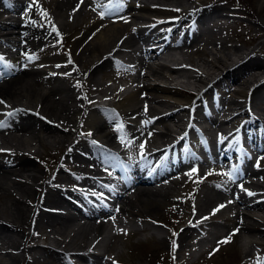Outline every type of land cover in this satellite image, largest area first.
Returning <instances> with one entry per match:
<instances>
[{"label":"bare ground","instance_id":"6f19581e","mask_svg":"<svg viewBox=\"0 0 264 264\" xmlns=\"http://www.w3.org/2000/svg\"><path fill=\"white\" fill-rule=\"evenodd\" d=\"M16 1L12 12L17 18L9 15V21L0 20V44L3 46L0 49L19 55L14 57L12 67L5 69L8 74L0 77V101H3L0 103V115H6L0 124V147L3 148L0 150V256L4 259L0 264H48L43 263L44 251L33 254L39 250L34 241L46 239V236L60 251L76 255L88 264H111L104 260L112 251L119 252L120 246L114 235L107 237V243H102V240L113 225L116 212L126 215L124 220L121 219L123 225L138 231L148 230V239L155 238L170 248V236L154 229L156 226L149 223L148 218L140 226H136L132 219L138 217V210L153 212L165 203L180 214L169 220L168 227V230L176 232L173 244L176 258L184 253L183 261L178 264L196 262L195 242L188 247L186 244L195 233L198 238L196 247L199 248L205 243L223 240L233 229L237 234L231 236L238 242L245 264H257L258 259L263 262L264 170H248L247 180L240 185L229 182L231 180L221 183L206 181L200 182L197 188L193 185L184 189L203 164L206 167L216 163V158L211 152L206 162V158H196L193 163L167 158L161 164L173 169L183 168L181 177L169 180L164 176L158 179V184H154L151 178V185L136 187L130 184L118 192V182L105 174L107 165L103 163L108 160L103 155H109V151L103 154L97 151L93 159L75 148L85 146L75 136L76 131H81L102 138L104 145L115 146L119 152L127 148L128 140L135 144L139 141L144 148L155 147L145 157L157 158L172 147L169 139L177 142L188 139L185 134L190 121L199 120L190 110L193 107L198 113L201 110L197 104L191 103V99L184 97V89L190 86L198 88L200 83L207 85L212 76L213 79L218 77V84L225 77L232 79L233 87L223 84L217 99L226 103L225 96L230 94L223 114L237 111L227 121L231 123L239 117L248 118L240 129L254 121L251 103L264 92V80L259 78L264 71V58L254 57L252 60L248 57L236 65V58L241 61L251 56L243 50L247 44L242 47L241 37L236 46L213 35L218 34V30L223 35V31L232 29L236 23L235 13L239 11L236 9L239 8L235 9L221 0H211L213 4L204 0H172L177 4L176 8L157 6L161 0H112V4L106 7L97 0H56L52 17L43 18L34 0ZM255 4L250 5V11L243 8L239 11L243 17L250 18L244 17L245 20L239 24L246 28L251 40L261 36L264 29V0H255ZM5 10L0 7V14ZM102 12H111V15L102 19ZM153 13H164L166 17L148 20L155 15ZM196 15L217 21H214L212 29L204 28L200 35H195L190 43L174 46L164 43L163 53L144 47L149 38L140 33L139 21H152L150 37H159L156 33L158 26L169 24L177 32L181 24H186L184 21ZM190 31L191 28L185 29V32ZM174 50H180L182 58L175 57ZM160 54H164L166 60H174L178 66L167 68L165 64H154ZM191 54H198L197 59H193ZM117 57L124 63H132L134 71L133 78L128 79L131 88L120 98H115V94L123 86L103 80L118 77L110 73ZM165 69L171 75L165 74ZM74 77H81V82H75ZM153 79H165L170 83H149ZM212 85L216 86V82ZM248 86H253L250 94L243 92ZM101 96L112 100L109 112L93 102ZM13 117L17 118L12 120ZM165 117L169 123L164 124L163 131L146 125L148 119L156 122ZM138 120L144 123L138 124ZM212 122L215 125L211 123L210 129H221L224 123L227 124L217 119ZM110 124H114V129H109ZM123 128L128 133L117 132ZM202 129L208 131L206 127ZM259 133L257 137L263 140V130ZM88 144L93 149L101 147ZM44 148L50 149L48 154L52 162L60 160V168L51 173H46L38 164ZM231 149L233 152L239 150L237 140ZM258 156L264 160L263 152ZM63 163L70 164L72 174L63 171ZM155 173L162 176L161 169ZM221 175L218 172V176ZM103 181L110 185L104 186ZM97 190L108 194L111 199L102 198ZM184 192L186 194L181 196ZM65 194L80 198L86 205L96 202L94 205L98 211L84 212L73 199L66 196V202L63 201ZM218 205L225 206L214 212ZM184 208L188 210L181 215ZM198 218L204 220L197 223ZM100 245L105 246L103 252L93 253L92 249ZM206 255V251L201 254ZM238 262L241 264L240 260ZM60 264L68 263L61 260Z\"/></svg>","mask_w":264,"mask_h":264},{"label":"rangeland","instance_id":"374dc122","mask_svg":"<svg viewBox=\"0 0 264 264\" xmlns=\"http://www.w3.org/2000/svg\"><path fill=\"white\" fill-rule=\"evenodd\" d=\"M206 3L210 0H204ZM235 7H238L239 9H237V11L241 10V8H243L244 11H250V5H256L255 4V0H234ZM237 2H240L243 5H236ZM40 3V10L41 12L44 13L43 16H46V14L49 16H51L53 14L54 11V6L56 4V0H39ZM235 13V26L232 30L230 31H226L224 32L225 34L222 35V33H218V34H214L215 37H219L222 39H227L229 43H231L232 45H238L239 39L241 41L242 47L244 46V43L247 44L246 47L243 48L244 51L247 52H253L255 51V55L258 57H264V29H263V34L259 37H257V39H253L251 40L249 38V34L248 32H245L246 28L244 26H241L239 23L240 21H244L245 18L247 16L243 17V14L241 13ZM248 19H250L249 17H247ZM239 36H238V35ZM256 40V41H255ZM260 43V44H259ZM257 48H256V47ZM241 47V46H238ZM254 47V48H253ZM254 49V50H253ZM253 50V51H252ZM198 55V54H197ZM197 55L196 54H191V57H194L193 59H197ZM210 58H212L211 55H208ZM215 64H217L215 62ZM118 67H113L112 71L117 70ZM103 80L105 81V83H109L111 79L109 78H103ZM125 81L121 80L120 83H124ZM161 83H164L162 81H158ZM168 84V83H167ZM162 122H166L168 121L167 119H162ZM160 127V126H158ZM79 132V131H78ZM77 131L75 132L78 133ZM80 138H81V132L78 133ZM45 152H43L41 154V162L44 163V161H42L44 158L47 159L49 162H51V159L49 157H46L49 153L50 149L44 148ZM42 166V165H41ZM69 166V173H72V171L70 170V165ZM67 166V167H68ZM57 166L54 168L56 169ZM44 169V168H43ZM66 170V169H65ZM68 170V169H67ZM198 175H202V174H198ZM204 176V175H203ZM189 185V184H188ZM187 186L185 185L184 189H186ZM184 195V193H183ZM182 196V195H181ZM165 203L164 205H160L159 208L153 212H139L137 211L138 217L137 218H132L135 225L136 226H140L141 224H144L142 222H144V220H146V218H148V222L151 224L154 221H158V224L156 226H162L163 228L160 227H153L154 229H160L162 230L165 234H168L170 236L171 231L172 230H168V227H170V221L171 218H174L175 215L178 216L180 214H176L174 211H172V209H169ZM188 209L184 208L183 210H181V215H183ZM132 211V210H131ZM130 211V212H131ZM147 216V217H146ZM126 218V215L123 213L121 216V219L124 220ZM129 222V221H128ZM149 223H147L148 225H150ZM167 226V231H165V228ZM125 229H130L131 232H133V227H127ZM149 234L148 230H144V231H140L137 232L136 234H131L129 236H122V237H118L116 242L118 244V246H120V251L119 252H114L112 251L110 255H113V260L116 261L117 264H177V261L180 259L179 258H175L176 253L174 252V250L169 249L166 246V243H160L159 241H157V239H153V240H142L146 235ZM47 239L46 241H42V240H38L40 243H43L47 246V244H50V238L48 236H46ZM144 241V242H143ZM191 241V240H190ZM33 242V240H32ZM37 242V241H34ZM187 243L188 240H187ZM237 241L235 240L233 243L228 244L226 243L227 246L223 247L221 246V252L219 254H216L211 260H207V259H202L199 261V263L196 264H235L238 263V261L240 259L243 258V254H241L242 252L239 250H237ZM38 253H42L41 250H37ZM45 254L46 257L43 261V263H48V264H58L57 261H55L57 259V256L52 257V255L49 253V250L46 251L45 249ZM51 252V251H50ZM171 253L170 257L168 253ZM180 255L183 257L182 253H180ZM3 257L0 256V261H3ZM72 261H76L77 264H81V262L79 261V258L77 257H73L71 258ZM111 263V262H110ZM112 264V263H111Z\"/></svg>","mask_w":264,"mask_h":264},{"label":"snow or ice","instance_id":"6c2138e0","mask_svg":"<svg viewBox=\"0 0 264 264\" xmlns=\"http://www.w3.org/2000/svg\"><path fill=\"white\" fill-rule=\"evenodd\" d=\"M106 15H111V12H102L101 13V18L103 19ZM54 31H56V29H53ZM3 61V57H0V62H2ZM69 63H71V61H69ZM57 67H59V65L57 66ZM0 75H2V73H0ZM0 103H3V101H0ZM9 115H11V113H9ZM186 135V134H185ZM183 138V137H182ZM93 143H97V142H95V141H93ZM131 144H132V141L131 140H128L127 141V146H131ZM140 148L141 149H143L144 148V144L143 143H141L140 144ZM105 171H107V168L105 169ZM193 171H196V169H193ZM224 175H227V176H229V178H233V173H231V172H229V173H224ZM246 191V190H245ZM249 195H252V193H248ZM225 205H220V206H218V208L217 209H214L213 211L215 212V211H217V210H219V208H222V207H224ZM257 264H264V262H261L259 259H258V261H257Z\"/></svg>","mask_w":264,"mask_h":264}]
</instances>
